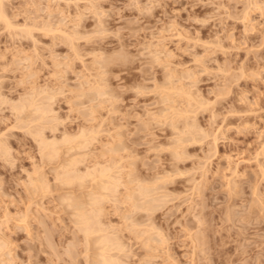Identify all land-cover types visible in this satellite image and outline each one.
Returning <instances> with one entry per match:
<instances>
[{
  "label": "rangeland",
  "instance_id": "rangeland-1",
  "mask_svg": "<svg viewBox=\"0 0 264 264\" xmlns=\"http://www.w3.org/2000/svg\"><path fill=\"white\" fill-rule=\"evenodd\" d=\"M69 1H72V0H62V2L61 1L58 2L55 0L53 1L49 0V2L48 0H35L36 5H31L32 2H30V0L29 1L28 0H10L9 2L11 3V5L7 4L9 2L5 3L6 6H10V10L8 7H6V11H7L9 19L10 18L13 19L11 20L13 21V23L14 22L18 23V24L16 23L17 25L14 23V26L18 27L17 34H19V32L20 34H23L19 30L20 28H22V25H23V28L28 29L32 27L34 24L36 25V23L41 24L44 22V24H47L49 22V25L52 26V22L54 23L57 19L59 20V18L62 19L61 17H63V21H61L63 24L58 23L57 25L62 24L61 28L63 27L62 28L63 30H65L67 33L69 32V34H71L74 38H77V40L74 39V42H73L77 45L75 46V48H77L75 49L77 50L75 51L77 55H74V52H72L73 49L70 48V46H68L65 42L64 43L61 42L59 38L58 40L56 38L53 40L52 34L47 33L45 35V32L40 33L44 31L42 30V26H41L44 24H41L40 25L41 27L39 28L37 25H36L37 27H34V26L32 27L35 30H33L34 32L31 31L33 37L30 39L29 37L26 38V36L24 38L22 37L23 35H20V34L19 35L21 37L20 36L17 37L16 30H14L15 32H11V31L3 32L4 29H2L3 28L2 26L4 25L2 22H0V35H1L0 36V72L2 71L4 72V73H0V88H1L0 95H3V96H0V101L2 99L5 102H9V101L12 102V103H5L3 101L0 102V104H6L5 106L0 105L1 106L0 107V136L2 134L3 136L5 135V138H3L2 136L0 137V139L3 142H8V143H5L9 145L8 146L9 150L7 149V151H12L10 152L11 153L10 155H8L9 152L6 153L7 155L4 154L5 156H10V157H7L8 159H3L6 157H2L3 155H0V186L2 190H4V191H1V188H0V193H1L0 194V222H2L0 224V233H1L0 238L3 239L5 236V238L9 237L11 239L10 241L9 239H5L6 241L4 239L3 240L0 239L2 242L4 241L8 242V243L2 244V247L5 244H9L8 245L9 252L5 251L4 249L0 247L2 249L0 251L1 252L3 251L2 253L0 252V254L2 255L3 253H6V252L9 253L8 255L7 254H3V255H7V258L9 256H12L11 259L13 260L10 261L11 260L10 259L9 261L10 263L11 262L14 263L15 261L16 263L14 264H69V263L74 264L75 261H76L75 264H87L84 258L85 245H84L83 235L80 231L77 230V228L75 227L73 223V219H71V215H69V214H72V210L71 212H69L70 210L67 209L69 212L68 214V212L65 211L66 205L64 206V208H62L63 205L59 204L60 202L58 203L57 200L58 199L60 200L61 196H63L64 198V195L67 197L72 196V195H74V197H77V195L83 191L84 192L81 194L84 195V193L86 192L85 190L87 191L89 190V188L86 186H90V185L89 183H86L85 187L82 188V190L85 189L83 191L81 189L77 190L78 187L76 184H74L77 187L76 189H75V186H71L72 190L67 189V187L71 188L70 185L67 186V184H66L67 186L66 189L63 188L64 184L62 185L61 182H58V180L54 178L55 175L54 176L52 175L53 173H51L50 169H52V167L53 168L57 167L58 168L57 171L59 172L61 167L59 169L58 165L59 164L61 165L60 162L61 160L64 159L63 157L65 156L54 157V159L57 158L59 162L56 160L53 161L52 159L51 160L49 159V161L47 159H44L45 157H43L42 154H39V151H40L38 150L39 147L37 146L36 141H34L33 139L37 137L34 136L30 138L31 135H33V132L38 130L37 128L39 127V125L37 124L38 122L36 121L33 122V124H35L36 126L38 125L37 127L35 125H34L35 127L32 126L31 125L32 123H29V124L25 123V121H28L27 120L28 118L24 115L23 118L26 117L27 119L25 118L26 120L23 122L21 121V123L22 124L25 123L26 126L29 125L30 126L29 129L34 127L36 128V130L33 128V130H35L33 132L32 130L31 131L29 130L30 132L28 130H24L21 132V129H28V128H25L26 126L22 127V125L17 124V122L20 123V120L18 121L19 118L15 116L17 115V113L14 114L16 111L13 112L11 109L12 106H13L12 108L17 107L18 105L16 106V104L19 103L20 100H23V99H19V97L21 96L23 97L25 93L28 94L32 92V90L30 89L35 83V85L33 86L35 88H38L37 86L42 85L41 88H38L40 90L41 89L43 90L44 87L46 90L47 89L48 90L57 89L59 86L63 89L62 91H60L61 89L59 88L57 89V91L64 93V94L56 93V90H54V94L56 93L57 96L55 97L56 94L54 95V97L51 96V98H54V100L53 99L51 100L50 98L52 102L49 101L50 103H52L50 107L54 108V110L52 109L53 112L54 111L57 112V109H58V112L55 115H58V117H60L61 119L59 120L60 122L56 121L54 123L58 122L60 125L57 128L55 127L56 130L54 131L49 130L50 125H52L53 122L47 121L49 122L48 124L51 123L48 126V128L46 124L41 125L46 128L45 131L42 133V138L43 136L44 138L46 137V139L48 138L47 141L49 140L53 141L56 139L60 140L61 138H58V136L62 135L61 132H64L63 130H65V133L70 134V136L71 135L75 136L74 135L75 133L78 135L79 128L81 129L86 128L84 130H87L91 127H94V128H91L94 130H96L95 128L98 129V127H99V130H101L100 128H102L103 129L102 131L106 130L107 132L99 131L100 135L99 136L97 135V139L95 138L96 140H99V141L95 140L96 142L91 143V145L95 144V146L92 147L89 145L90 147H88L92 149L90 153H92L93 156H95L96 158H100L101 156H102L101 158H103L104 155L102 153H104L105 151L104 154H106L107 150L103 148L102 144L103 143L105 144L104 145L106 146L105 148L110 149V147L113 148L114 146V149H115V146L118 145L116 143L118 140H114L116 141L115 143L117 145H115V143L113 142L111 146H108L107 143L108 142L110 143V141H112L111 139L118 138L120 140L118 141V143H121L123 141L122 142L123 144L125 145L127 144L126 148H124L123 145H122L123 147L119 145L121 148H124L123 151H127L125 153H127L128 156L130 154L133 155V156L131 155L132 157L129 156L128 157L129 159L122 158L123 160L128 159L129 160L128 163L126 160L123 161L122 159L118 157L120 160L123 161V163H125L123 167L124 169H121V171H123V174L126 172L123 175V177L126 174H128L129 176L131 174H134L133 176L137 175L139 178L141 177L139 179L136 176V178L130 182L132 186L130 185L131 187L130 186L129 187L132 189L133 188L136 189L135 187L137 186L134 187L135 184H132V182L142 183V181L145 180L143 181L142 185L143 184L146 186L150 185L149 187H153V184H154L156 185L155 187L158 188L157 191H160L157 194V196L159 195L158 197L160 199V202L162 203L159 202V204H161L159 205L160 207H157L156 210L152 212V216L150 215L152 218L151 219L148 218V220L153 219L152 222H149V223L150 224L153 223L155 225L152 226L153 225L152 224L146 227L151 228L152 226L153 228L156 226L155 229L157 233L160 234V235L156 234L157 235L156 237L160 239L163 238L161 239L163 241L162 242L157 241L153 243L160 242L162 244L159 243L160 246L156 244V246L159 247L158 249H156L157 247L154 246V244H152L154 246V248L152 249H155V250L151 252L152 251L151 249L150 250L147 249L149 247H145L143 245L141 246L142 242L139 241L140 239L137 238L138 240H135L134 238H132V236H130L131 233L130 235H127L129 234L128 232L129 226L125 227L128 229L124 228L126 230L125 232H123L124 234L121 232L123 234L122 237H125L124 238L125 240L122 239V241L127 242V244H130L128 247V245L124 243L127 245V246L125 245L126 247L128 248L131 247L130 250H132V254H131V251L130 253L128 252L129 254H131V256L128 255L127 257H131V258L129 259L127 258V260H123L125 261L124 263L126 264H237L240 262L239 264H242V263L243 264H264V206H263L264 205V187H262L264 186V181L263 183L261 181V180H264V170H263L264 169V158H261V157H264V146H263L264 145V13H263L264 12V5H263L264 0H254V3H257V4H254L256 5V7L253 6V4L251 3L247 4L249 3L250 0H151V1L150 0H80V1L73 0L72 3H68V4L65 3ZM91 2H92V5L94 6H91ZM35 3L33 2V4ZM258 3L261 5H259ZM48 6L51 8H48ZM141 6L145 8L146 11H144L145 9L141 8ZM32 7L36 9H33ZM62 7H65V8H62ZM90 7L92 10L90 9ZM47 14L49 15L52 14L51 15L52 17L48 16ZM62 14H64V16ZM93 15H96V16H93ZM47 16L50 17L49 20H47L46 18ZM79 16L82 18H80ZM33 20L35 22H33ZM46 20L48 22H46ZM97 21L99 22L97 23ZM56 23L57 22H55L54 24L56 25ZM55 25L54 27H56ZM74 26H77V27H74ZM39 29L40 31H36ZM6 32H9V33L7 34ZM12 33L13 34L15 33V39L14 37L10 39L11 37L9 36H11L10 34ZM57 34L58 33H56L55 35ZM160 34L162 36H160ZM94 35L95 37H93ZM177 36H180L182 38L179 39L180 37H177ZM32 40L34 42H32ZM33 43H36V44L33 45ZM37 44L40 46H38ZM157 44H159L158 46H161V50L167 51L165 52L166 54L168 55L170 54L169 56H170V59H172L171 60L172 63L170 62V59H168L169 60L168 63H171V65H168V64L164 65L165 61L164 62L161 61L163 59L162 54H159V56L157 55L158 57H161V59H158V58L151 59L152 57L150 56L151 50H153L152 51L153 53L160 50V48L158 47L157 48L158 50L155 51ZM36 47L38 51L36 50ZM34 48L36 51L34 50ZM24 49H26V51ZM6 50H9V51L7 52ZM146 50H149V51L144 52ZM4 52H6V54ZM35 52H37V54H34ZM14 53L16 55L18 54L17 57H15L16 55ZM24 54L28 56L30 55L29 57L26 56L28 58V59L26 58V62L28 60L27 64H25L26 62L24 59L25 58ZM2 55H5V57H3ZM54 55L56 56V58H53ZM72 56H75V57H72ZM77 56H79V59L77 58ZM84 56L86 57L84 58ZM194 56L196 57L193 58ZM82 57L84 59H81ZM105 57L106 58L108 57L109 60L112 59L113 62L112 61H110L111 63L106 62L107 64L106 65L105 63H103V60L106 59ZM40 58L43 59L45 63ZM89 59H91V62H89L90 61ZM143 59L145 61H143ZM55 60L60 62V64H62L61 66L60 64H58V66H60L59 70L61 71V73L64 72L63 74L58 73L60 71L56 70L58 68L56 66L57 62ZM81 60L82 62H80ZM147 60L148 61L156 60V61L147 63L148 62ZM11 62H13L12 65L10 64ZM17 63H19V65ZM81 63L82 65H80ZM116 63H119V65L121 64L122 65L118 67ZM43 64L45 66H43ZM5 65L9 67H4ZM23 65H27L25 67L27 68L31 67V68L28 70L24 69ZM53 65H55L56 67L55 66L53 67ZM172 65L174 66L172 67ZM15 66L18 70H16ZM82 66L83 68L87 66L88 68L87 67L86 68L88 70L86 68L83 69ZM95 66H98L99 68ZM12 67L14 69H12ZM61 68L63 69V71ZM167 68H170L172 71ZM25 70L28 72L30 71V73L25 72ZM95 70L96 72H94ZM174 70L176 71L173 72ZM85 71L87 72L85 73ZM71 72H74V73H71ZM171 72L175 74V77L173 78L171 77V76H174L173 73ZM90 73H93L92 74L93 77L91 78H90V75H91ZM98 73L99 75H97ZM169 73H170V79L175 78L174 80H171L172 82H174V83H171L174 85L173 88L175 86H177V88L179 87L182 88L185 86L186 88L184 87L183 89H187L189 91L191 90L193 93L197 95L200 94L198 96L195 95V97L197 99L200 97L199 100L202 105H204L206 102H208L206 105L211 104L209 106H204V107L196 106L195 108H198V109L195 110V108H193L189 102H182V101H185V99L184 100L182 98L177 99L178 98L177 97L175 98L176 99L175 100L173 98L176 101V103H173V104H176L177 108L179 107V110H185V109L189 110V112H187V114L189 113L187 115V119L190 121L195 119L196 121L195 120L194 121L197 122L196 125H198L197 128L200 127V130L204 131L206 134L204 135L205 137L200 136L199 133L195 134V135H198V137L194 138L195 139L194 141L190 140L193 143L187 140L183 141L182 142L183 144L181 145V147L185 150V156H184V160L180 159L181 161L179 160L178 162L175 158H173L175 157L173 155V153L175 152L173 151V149L175 150L177 149V146H178L177 144L179 143L175 144V141L177 142L176 138H179V137H177L176 136L177 134L174 131H172L171 126H168L169 118H166V117H170L171 111L170 113L168 111L172 109L167 110L166 111L167 113L164 112L172 104H170L171 101L164 103L163 99L166 98L165 92H164L165 98L162 95L163 92H158V91H161L162 89L160 87H165V89L166 87L171 88V85H160L165 81L170 82V80H167L165 78L167 76L166 74H169ZM28 74L29 75L32 74L30 75L31 77H29ZM49 74H52V75L48 76ZM75 74H77L79 78ZM188 75L191 76L190 79L188 78L189 77ZM32 76H35L36 78ZM2 77L3 79L1 81ZM74 77H76V79ZM85 77L86 79H84ZM98 77L102 79L100 82L103 85L99 84L100 78ZM95 79H97L98 81H95ZM91 80L94 81L95 85L99 84L98 86H102V87H99L100 88L99 92L105 91V94L107 95V96L106 95L103 96L101 95V93L98 94L100 95V97L103 96V98H105V100L101 98L105 102L100 101L101 99L100 97H98L99 100L97 101L98 103L99 102L101 103L97 106L98 108L95 107L97 114L95 113V110L92 108L94 107L92 106L93 104L95 103L97 104L96 100L94 101L92 99L94 102H89V100L87 99V98L91 99L92 97L93 98L97 97L95 95L97 94L98 91L94 95L95 89H91L92 87L95 86L94 84H92ZM161 80H165V81L161 82ZM48 82L50 84V85L48 84L49 85L48 87H51V89L47 88L46 86ZM22 83L25 86H23ZM62 83H65L64 87ZM77 83H80V84L78 85ZM182 83H184L185 85ZM53 84L56 86H53ZM81 84L83 85L80 86ZM87 84H91V85L89 86ZM76 86H78V89L80 90L82 88H85L82 90H87L86 92H88V89L93 91L91 93L89 92L87 93V94H93V96L87 95L88 97L84 98L81 95L84 94L85 92L83 93L82 91H79L76 88ZM7 87H9V89H7ZM86 87L88 89H86ZM157 87H159L160 90L159 88L157 89ZM106 88L107 89L110 88L109 90L110 96L108 95L109 92L108 90H106ZM28 89L31 92H28L29 91ZM151 90L156 93L151 92ZM51 91L53 92V90ZM49 92L48 94L52 95ZM44 93L47 94V92H44ZM79 93H82V94H79ZM4 96H7V98L12 99V100H9ZM40 96H42V94H40ZM40 96H39V99H40ZM84 96L86 95L84 94ZM106 97H109V98H106ZM15 99L17 100L15 101ZM107 101L109 104L106 103ZM157 101H159L158 104H157ZM160 103H163V104H160ZM166 103H168L169 105H166ZM12 104H14L15 106ZM155 104L158 107H154ZM176 105H173L171 107H175ZM86 107H89L88 111H91V113L93 112L92 110H94L95 114L92 113V115L94 114L92 117L90 114L89 115L90 118L85 115L88 113ZM192 108L194 111L192 110ZM97 109H99L100 111L99 110L97 111ZM101 109H103L104 111ZM107 111H110V112H107ZM106 114H108V116ZM151 114L153 116H151ZM156 114L157 116H155ZM22 115L20 114L19 116L22 118ZM99 115H101V117H103L104 115V117L101 118ZM163 115H164V118L162 117ZM155 117L158 120L155 119ZM62 118L64 119L62 120ZM83 118L85 119L83 120ZM92 118L93 120H91ZM75 119H77V121ZM164 119H165L164 121L165 123L164 122L162 123ZM102 120H104L103 121L104 124H101ZM180 120L183 121V119L181 118ZM93 121L94 122L97 121V122L94 123ZM82 124H85V125H82ZM100 124L101 126L103 125V127H101ZM13 125H16L19 127L16 129L15 127H12V129L10 130L9 126H13ZM116 126L119 128H116ZM178 126L180 127V125ZM150 127L153 129H151ZM6 128H9V129L6 130ZM111 128L114 130H112ZM181 128H182V125H181ZM5 130L6 132L4 133ZM40 130H42V128H40ZM79 131L81 130L79 129ZM88 131H92V130H88ZM121 131L124 132V134H122ZM181 131L182 129L180 130V132ZM28 133H32V134L28 135ZM109 133L113 134L114 138L111 137L110 139L111 135H109ZM174 133L176 135H172ZM103 134H106V135H103ZM178 134L181 135L182 133H178ZM53 137L55 139H53ZM187 138H189V135L187 137L184 136V139H187ZM198 140L200 141L198 142ZM98 143H101V144H98ZM170 145L172 146L177 145V146L171 147ZM119 146H117V148ZM94 147H96V149H94ZM98 147L99 149H97ZM169 148L171 149L168 150ZM85 149L86 148L82 149L80 153H85V152L87 153L88 150H85ZM94 150L96 151L94 152ZM121 151H117L119 154L123 155L121 157H124V156L127 157V155L124 152L121 153ZM62 153L63 152H61L60 154L63 155ZM90 153H89V156H91ZM167 153L169 154L167 155ZM40 155L42 159L39 158ZM108 155L109 154L105 156L107 159H104V158L102 159L103 162H105L104 160H107L106 162L109 161L110 158ZM186 155L188 156L187 158H186ZM89 156H87L85 162L79 165V168L82 172L84 171L86 166L91 167L92 163L96 161V160L91 159L94 157H91L90 159L92 161H90L88 159ZM133 157L135 158L133 159ZM10 158H13L12 161L10 160ZM43 159L46 161V162L44 161V164L42 161ZM3 160H5V162ZM98 160L99 159H97V161ZM139 160H142V161H139ZM257 160L258 162L260 161L261 163L255 162ZM6 161H8L9 163ZM40 161L42 162L40 163ZM49 162L52 165H50ZM168 162L171 163L173 166L172 165L170 166ZM254 163L255 164L257 163V164L255 165ZM35 164H38L39 166ZM102 165H104V163ZM198 165L199 166L201 165V166L199 167ZM260 166H261V169H259ZM37 167H38V170H37ZM41 167L43 169V171L41 169L42 173L44 174L45 172L46 174L44 175H47V177L46 176H43V177L48 179V181H52V182H48L49 184H46L47 186L43 185L44 188H48V189L38 188L35 182L36 178L39 176L38 173L39 172L41 173V171H39V168ZM52 170H55V169H52ZM37 171L39 172L35 173ZM179 171H181L182 173ZM191 173L192 175H190ZM232 173L234 174L232 175ZM43 174H40V175H43ZM177 174L179 178H177ZM254 174L256 175L254 176ZM133 176H131L132 177L131 179L134 178ZM157 177L159 178L157 179ZM30 178L33 181H30ZM124 178L127 179V177H124ZM231 178L233 180V183H230ZM46 179H44V184L47 182L45 181ZM54 180H57V181H54ZM125 181H128V180H125ZM32 182L33 183L35 182L34 185L36 186L35 188L37 190L34 187H32L34 186ZM23 183H26L25 186L23 185ZM126 183H129V182H126ZM59 184L62 185V187H60ZM229 184L233 185L234 187L233 186L231 187V185ZM253 185H256V186H253ZM30 187L35 189L38 195L37 193L34 195L35 193L34 191H33L34 193H32L33 195H30L31 194L30 191L32 190ZM232 188H233V192L231 191ZM162 189L165 190V193L161 191ZM253 189L254 191L257 190V192L255 191L256 194L253 191ZM69 190H71L72 192H74L75 190V194L70 192L71 194L67 195V193H69L68 192ZM131 190L130 191L128 190V191L131 192ZM133 191L134 190H132V192ZM181 191L185 192L187 195L185 193H182ZM123 192H126V191L123 189ZM123 192H120V193H123ZM175 192H177V195ZM2 194H5V195H2ZM162 194L163 195L165 194L164 197H162ZM119 195H122V194H119ZM258 196L260 198H257ZM9 198H13V199H9ZM34 198H36L37 200ZM10 200H13V201H10ZM29 200L33 203L30 204ZM261 201L263 202L261 203ZM126 202H127L128 207L131 208L130 204H133L132 202L134 201H131L129 203L128 201ZM178 203L182 207H180ZM260 203L263 205H261ZM29 204L31 206H29ZM114 204L119 205L117 204V202L113 203V206ZM122 204H125V203H120V207H119L120 210L118 209V212L120 213L116 212L117 213L116 214L113 211V214L111 213L109 214L108 212L107 213L105 212L106 214H108V218L109 220L111 219L110 221L112 223L111 224L110 221L107 220L108 218L105 217L106 220L109 221L107 222L105 220L104 223L106 225L108 223L113 226V224L115 223L114 225L116 228L118 229L119 227L123 228L120 225L122 224L121 223L122 220H120L119 218L123 219L124 222H127L129 217L128 215H126L125 212L131 211L130 213H132V210L134 212L135 209L132 208V210L125 211L124 209L125 208L128 209V207L124 205L122 206ZM12 205L13 206L16 205V207H13ZM59 205L61 206V208ZM111 205L112 204H108L107 206L106 204L105 208H108V207L111 208ZM26 207H28L29 209H27ZM117 208L115 209L117 210ZM62 209H65V210L63 211ZM18 210H20L21 213ZM105 210L107 211L108 209H105ZM137 211L139 210H136V212ZM109 212H112V211L109 210ZM136 212L132 214L137 215L135 216L136 217L135 219L138 221L137 223H140L139 221H141L140 224L142 223L148 224V222L145 221L146 216L143 217V215H145L143 211L142 212L139 211L137 213ZM67 214L69 216H67ZM122 214L127 216L128 218L127 221H125L126 219H124L126 218V216ZM234 214L236 215L233 216ZM49 215H51V217ZM68 217L70 218L69 221L71 222L68 221L69 219ZM131 217L132 216H130V219H132ZM1 218H3L2 221H1ZM52 219L54 220V222ZM136 220H134L133 222L136 223L135 222ZM245 220L247 221L249 220L250 223ZM44 221H45V224H43ZM116 223H118L119 227H117ZM126 224H124V226ZM212 224L214 227L212 226L210 228ZM144 225L143 227H145ZM138 227L139 229L142 228V226L141 227L138 226ZM58 228H59V231H58ZM46 230H49V231L46 232ZM120 230L124 231L123 229H120ZM213 230H214V234L212 233ZM50 231L53 232V234H51V235H54L53 237L49 236ZM71 231H74V232H71ZM201 235L202 236L206 235V236L201 237ZM44 236H49V237H45L44 239ZM153 236L155 238L154 232H153ZM47 238H52L50 239V240H53L51 241L52 243L49 240H48L49 242H46ZM160 239H154V240H160ZM197 239H200L203 243L202 242L200 243V240L198 241ZM228 240H230V242ZM136 241H139L140 244L139 242H136ZM2 242H0V244ZM197 244H200V245H197ZM193 245L194 246L197 245V247L196 246L194 247ZM143 247H145L146 250ZM69 249H70L71 254L69 255L65 254L69 252L68 251ZM50 250L52 251V253ZM146 251H149L151 255H149V253ZM237 252H239V254H237ZM133 254H136V256ZM147 254L148 256H150L149 258L148 256H145ZM5 258L4 256L0 257V260H1L0 264H4L2 262L4 261L3 259ZM70 258H72L75 261L70 262L72 261V259ZM124 258L126 259V257ZM139 258H141V260ZM235 259H240V260H236L235 262ZM133 260L134 262H131ZM47 261H50V262H47Z\"/></svg>",
  "mask_w": 264,
  "mask_h": 264
},
{
  "label": "bare ground",
  "instance_id": "bare-ground-1",
  "mask_svg": "<svg viewBox=\"0 0 264 264\" xmlns=\"http://www.w3.org/2000/svg\"><path fill=\"white\" fill-rule=\"evenodd\" d=\"M10 1V0H9ZM9 1H7V0H0V22H2L3 23V25L4 26H2L1 28L2 29H4V31L3 32H5V31H11V32H15L14 30H16V34H17V29H18V27H15L14 26V23L16 24L17 22H14L13 23V21H11V20H13V19H9V17H8V14H7V11H6V7H8L9 8V10H10V6H6L5 5V3L6 2H9ZM29 1V0H28ZM53 1V0H52ZM55 1H58V2H62V0H55ZM73 1V0H72ZM72 1H69V2H65L66 4H68V3H72ZM78 1H80V0H78ZM151 1V0H150ZM30 2H32L31 3V5H36V3H35V0H30ZM33 2L35 3V4H33ZM46 2V1H45ZM48 2H49V0H48ZM90 2V1H89ZM131 2V1H130ZM247 2V1H246ZM258 2H260V1H258ZM261 2H263V1H261ZM25 3V2H24ZM53 3V2H52ZM140 3V2H139ZM253 4V6H255L256 7V5H254V4H257V3H254V0H250L249 1V3H247V4ZM8 5H11V3L9 2V3H7ZM18 4V3H17ZM38 4V3H37ZM133 4V3H132ZM246 4V5H247ZM259 4V3H258ZM40 5V4H39ZM49 5V4H48ZM87 5V4H86ZM259 5H261V4H259ZM264 5V4H263ZM14 6V5H13ZM89 6V5H88ZM91 6H94V5H92V2H91ZM137 6V5H136ZM139 6V5H138ZM143 6V5H142ZM141 6V8H143ZM148 6V5H147ZM252 6V5H251ZM258 6V5H257ZM24 7H26V6H24ZM259 7H261V6H259ZM14 8H16V7H14ZM22 8V7H21ZM33 9H36V8H34V7H32ZM48 8H51V7H49L48 6ZM62 8H65V7H62ZM98 8H100V7H98ZM97 8V9H98ZM19 9V8H18ZM27 9V8H26ZM31 9V8H30ZM38 9V8H37ZM46 9V8H45ZM61 9V8H60ZM90 9H91V7H90ZM143 9H145V8H143ZM248 9V8H247ZM254 9V8H253ZM255 9H257V8H255ZM260 9V8H259ZM21 10V9H20ZM41 10V9H40ZM48 10V9H47ZM92 10V9H91ZM101 10V9H100ZM246 10V9H245ZM251 10V9H250ZM263 10V9H262ZM58 11V10H57ZM61 11V10H60ZM64 11V10H63ZM144 11H146V9L144 10ZM261 11V10H260ZM149 12H151V11H149ZM246 12V11H245ZM15 13V12H14ZM18 13V12H17ZM52 13V12H51ZM141 13V12H140ZM264 13V12H263ZM29 14V13H28ZM50 14V13H49ZM49 14H47L48 16H50V17H52L51 15L53 14H51V15H49ZM90 14V13H89ZM96 14V13H95ZM246 14H248V13H246ZM262 14V13H261ZM33 15V14H32ZM63 16H64V14H62ZM16 16H18V15H16ZM26 16H28V15H26ZM39 16H41V15H39ZM46 17L47 18V20H49V18L50 17ZM56 16H58V15H56ZM92 16V15H91ZM93 16H96V15H93ZM99 16H101V15H99ZM23 17H25V16H23ZM31 17V16H30ZM34 17V16H33ZM80 17V16H79ZM243 17V16H242ZM250 17V16H249ZM26 18H28V17H26ZM38 18V17H37ZM62 19H60L59 18V20L57 19L55 22H57L56 23V25L52 22V26L51 25H49V22L46 20V22H48L47 24H44V22L43 23H41V24H44V25H41V24H37L36 23V25L38 26V28L39 27H41L42 26V30H44V31H42V32H40V33H43V32H45V35L47 34V33H50V34H52V38H53V40L56 38L57 40H58V38H59V40L61 41V42H65L68 46H70V48H72L73 49V51L72 52H74V55H77L76 54V52L75 51H77V50H75V49H77V48H75V46H77L75 43H73L74 42V39L75 40H77V38H74L71 34H69V32L67 33L65 30H63L62 28H61V25L63 24L61 21H63V17H61ZM74 18V17H73ZM80 18H82V17H80ZM97 18H99V17H97ZM241 18V17H240ZM248 18V17H247ZM36 19V18H35ZM94 19V18H93ZM32 20V19H31ZM54 20H55V18H54ZM83 20V19H82ZM242 20H243V18H242ZM77 21V20H76ZM75 21V22H76ZM28 22H30V21H28ZM33 22H35L34 20H33ZM37 22V21H36ZM85 22V21H84ZM99 21H97V23H98ZM246 22H247V20H246ZM245 22V23H246ZM58 23H62V24H59V25H57ZM78 23H80V22H78ZM243 23V22H242ZM18 24V23H17ZM16 24V25H17ZM65 24V23H64ZM76 24V23H75ZM20 25V24H19ZM35 24L33 25L34 27H37ZM41 25V26H40ZM54 25L56 26V27H54ZM79 25V24H78ZM249 25V24H248ZM251 25V24H250ZM29 26V25H28ZM32 26V27H33ZM58 26H60V27H58ZM101 26V25H100ZM253 26V25H252ZM32 27H30V28H28V29H26V28H23V25H22V28H20L19 30L23 33V34H20V32H19V34L20 35H23L22 37H24L25 38V36H26V38L27 37H29L30 39L33 37L32 36V33H31V31H33V30H35L34 28H32ZM74 27H77V26H74ZM79 27V26H78ZM249 27V26H248ZM254 27V26H253ZM99 28V27H98ZM97 28V29H98ZM5 29H7V30H5ZM72 29V28H71ZM85 29V28H84ZM101 29V28H100ZM245 29V28H244ZM75 30V29H74ZM36 31H40V29L39 30H36ZM34 32V31H33ZM76 32H78V31H76ZM7 34L9 33V32H6ZM56 33H58L57 35H55ZM71 33V32H70ZM163 33V32H162ZM178 33V32H177ZM19 34H17L16 36L18 37V36H20ZM76 34V33H75ZM78 34V33H77ZM179 34V33H178ZM11 36H9V37H11L10 39H12L13 37H14V39H15V33L13 34H10ZM79 35H81V34H79ZM184 35V34H183ZM1 36V35H0ZM88 36H90V35H88ZM159 36V35H158ZM160 36H162L161 34H160ZM8 37V36H7ZM21 37V36H20ZM93 37H95V35L93 36ZM177 37H180V36H177ZM28 38V39H29ZM44 38V37H43ZM46 38V37H45ZM62 40H61V39ZM182 37H180L179 39H181ZM83 39V38H82ZM91 39V38H90ZM187 39V38H186ZM52 40V41H53ZM79 40V39H78ZM84 40V39H83ZM156 40V39H155ZM12 41V40H11ZM10 41V42H11ZM36 41V40H35ZM99 41V40H98ZM163 41V40H162ZM180 41V40H179ZM182 41H183V39H182ZM32 42H34L33 40H32ZM57 42V41H56ZM84 42V41H83ZM150 42V41H149ZM152 42V41H151ZM41 43V42H40ZM178 43V42H177ZM36 43H33V45H35ZM42 44V43H41ZM65 44V45H66ZM38 45V44H37ZM43 45V44H42ZM66 45V46H67ZM159 44H157L156 46V48H155V51H157L158 49V47L160 48V50H158L157 52H155V53H153L152 51L153 50H151V54H150V56H152L151 57V59L153 58V59H155V58H158V59H161V57H158L159 56V54H162L163 56V59L161 60L162 62H164L165 61V63H164V65L165 64H168V65H171V63H172V59H170V54L168 55V54H166L165 52H167V51H163V50H161V46H158ZM161 45V44H160ZM38 46H40V45H38ZM50 46V45H49ZM67 46V47H68ZM85 46V45H84ZM98 46V45H97ZM164 46V45H163ZM35 47V46H34ZM69 48V49H70ZM148 48V47H147ZM149 48H150V46H149ZM167 48V47H166ZM182 48V47H181ZM18 49H20V48H18ZM38 49H39V47H38ZM68 49V50H69ZM71 49V50H72ZM81 49V48H80ZM100 49V48H99ZM25 51H26V49H24ZM34 50H35V48H34ZM36 50H37V47H36ZM35 50V51H36ZM70 50V51H71ZM179 50V49H178ZM7 52L9 51V50H6ZM25 51H23V52H25ZM38 51V50H37ZM41 51V50H40ZM79 51V50H78ZM149 50H146V51H144V52H148ZM22 52V53H23ZM28 52H30V51H28ZM183 52V51H182ZM5 54H6V52H4ZM71 53V52H70ZM78 53V52H77ZM79 53H81V52H79ZM92 53V52H91ZM169 53V52H168ZM15 54V53H14ZM28 54V53H27ZM34 54H37V52H35ZM88 54V53H87ZM97 54V53H96ZM148 54V53H147ZM16 55V54H15ZM18 55V54H17ZM17 55L15 56V57H17ZM20 55V54H19ZM25 55V54H24ZM56 55V54H55ZM54 55V56H55ZM86 55V54H85ZM158 55V56H157ZM3 57H5V55H2ZM11 56H13V55H11ZM21 56V55H20ZM29 57L28 55H25V62H26V58L27 57ZM36 56V55H35ZM49 56V55H48ZM51 56V55H50ZM53 56V58H56V56L54 57ZM89 56V55H88ZM92 56V55H91ZM96 56V55H95ZM72 57H75V56H72ZM81 57V56H80ZM86 56H84V58H85ZM196 56H194L193 58H195ZM77 58L79 59V56H77ZM83 57L81 58V59H84ZM92 58V57H91ZM97 58V57H96ZM95 58V59H96ZM106 58V57H105ZM112 58V57H111ZM175 58V57H174ZM199 58V57H198ZM198 58H196V59H198ZM204 58V57H203ZM19 59H20V57H19ZM28 59V58H27ZM41 59V58H40ZM157 59V60H158ZM168 59H170V62L171 63H168ZM208 59V58H207ZM31 60V59H30ZM41 60H43V59H41ZM69 60V59H68ZM72 60V59H71ZM90 61L89 62H91V59H89ZM54 61V60H53ZM56 61V60H55ZM101 61H102V59H101ZM110 61H112V59L111 60H109V58L107 57L105 60H103V63H105L106 64V62H110ZM143 61H145L144 59H143ZM148 61V60H147ZM153 61H156V60H153ZM153 61H148L147 63H149V62H153ZM160 61V60H159ZM199 61V60H198ZM18 62H19V60H18ZM42 62V61H41ZM43 62L45 63V61L43 60ZM48 62H49V60H48ZM57 62V64H56V66H57V68L58 69H56V70H58V71H60L59 70V68H60V66L62 65V64H60V62H58V61H56ZM71 62V61H70ZM80 62H82V60L80 61ZM86 62H87V60H86ZM85 62V63H86ZM94 62V61H93ZM113 62V61H112ZM21 63V62H20ZM28 63V60H27V62L25 63V64H27ZM34 63V62H33ZM47 63V62H46ZM52 63V62H51ZM102 63V62H101ZM111 63V62H110ZM110 63H108V64H110ZM157 63V62H156ZM197 63V62H196ZM8 64V63H7ZM6 64V65H7ZM11 65L13 64V62H11L10 63ZM18 65H19V63H17ZM58 64H60V66H58ZM73 64V63H72ZM117 65H118V67L119 66H121V65H119V63H116ZM146 64V63H145ZM161 64H163V63H161ZM174 64V63H173ZM202 64H204V63H202ZM4 66V67H9V66ZM80 65H82V63L80 64ZM84 65V64H83ZM91 65V64H90ZM107 65V64H106ZM147 65H149V64H147ZM154 65V64H153ZM163 65V66H164ZM183 65V64H182ZM198 65V64H197ZM24 66V69H30V68H27V67H25V66H27V65H23ZM43 66H45L44 64H43ZM49 66H51V65H49ZM55 65H53V67H54ZM55 66V67H56ZM108 66H110V65H108ZM128 66V65H127ZM146 66V65H145ZM174 65H172V67H173ZM200 66V65H199ZM203 66V65H202ZM3 67V68H4ZM17 67H19V66H17ZM87 67V66H86ZM85 67V68H86ZM95 67H98V66H95ZM112 67V66H111ZM115 67H117V66H115ZM170 67V66H169ZM171 67V68H172ZM15 68H16V66H15ZM82 68H83V66H82ZM85 68H83V69H85ZM88 68V67H87ZM86 68V69H87ZM99 68V67H98ZM122 68H124V67H122ZM162 68H164V67H162ZM12 69H14L13 67H12ZM38 69V68H37ZM62 69V68H61ZM167 69H169V70H171L170 68H167ZM177 69V68H176ZM201 69H202V67H201ZM16 70H18L17 68H16ZM23 70V69H22ZM55 70V71H56ZM69 70V69H68ZM79 70V69H78ZM88 70V69H87ZM93 70H94V68H93ZM147 70V69H146ZM161 70V69H160ZM206 70V69H205ZM5 71V70H4ZM11 71V70H10ZM55 71H53V72H55ZM62 71H63V69H62ZM90 71H91V69H90ZM164 71V70H163ZM172 71V70H171ZM176 70H174L173 72H175ZM183 71V70H182ZM188 71V70H187ZM20 72H21V70H20ZM20 72H18V73H20ZM25 72H28V71H26L25 70ZM38 72V71H37ZM87 71H85V73H86ZM94 72H96V70L94 71ZM165 72V71H164ZM173 72H171V73H173ZM184 72V71H183ZM0 73H4L3 71L2 72H0ZM22 73H24V72H22ZM28 73H30V71L28 72ZM58 73H60V74H63L64 72H62L61 73V71L60 72H58ZM57 73V74H58ZM71 73H74V72H71ZM78 73V72H77ZM80 73V72H79ZM89 73V72H88ZM162 73V72H161ZM182 73V72H181ZM185 73H186V71H185ZM7 74V73H6ZM36 74V73H35ZM38 74V73H37ZM84 74V73H83ZM91 75H90V78L91 77H93V73H90ZM18 75V74H17ZM25 75H27V74H25ZM29 75V74H28ZM30 75H32V74H30ZM29 75V77H31ZM50 75H52V74H49L48 76H50ZM75 75H77V74H75ZM95 75V74H94ZM97 75H99V73L97 74ZM100 75H102V74H100ZM167 76L165 77V75H164V77L167 79V80H170V82L168 83L167 81H165V80H161V82L162 81H165V82H163V83H165V84H160V85H171V88H169V87H166V89H165V87H160V88H164L163 90L161 89V91H158V92H163V97L165 98V94H166V98L165 99H163L164 100V103L165 102H170V104H172V105H170L169 107H168V109H166L164 112H166L167 110H169V109H172V110H169L168 112L170 113V111H171V114H170V117H166V118H169V125L168 126H171V129H172V131H174L175 133L174 134H172V135H176L177 137H179V138H176V140H177V142L175 141V144L176 143H179V144H177V145H175V146H177V149L175 150V149H173V151H175L174 153H173V155L175 156V157H173V158H175L176 160H177V162L180 160V159H183L184 160V156H185V150L181 147V145L183 144L182 142L183 141H185V140H187V141H190V140H195L194 138H196V137H198V135H195V134H197V133H199V135L200 136H203V137H205L204 135H206L205 134V132L204 131H202V130H200V127L199 128H197V126L198 125H196L197 124V122H195L196 120L195 119H193L192 121H190V120H188L187 119V115L189 114H187V112H189V110H179V107L177 108V105L176 104H173V103H176V99L175 98H177V99H180V98H182L183 100L185 99V101H182V99H181V101L182 102H189L190 104H191V106L193 107V108H195L196 106L197 107H199V106H201V107H204V106H209V105H211V104H209V105H206L208 102H206L204 105H202L201 104V102H200V100H199V98L197 99L196 97H195V95L196 96H198V95H200V94H195V93H193L191 90V92L189 91V90H187V89H183L184 87H179V88H177V86H175L174 88H173V84H171V83H174V82H172L171 80H174V79H172L173 77H175V74L173 73V75L174 76H171L172 78L170 79V73L169 74H166ZM168 75H169V77H168ZM178 75V74H177ZM180 75H182V74H180ZM3 76V75H2ZM38 76V75H37ZM44 76V75H43ZM47 76V75H46ZM45 76V77H46ZM57 76V75H56ZM55 76V77H56ZM74 76V75H73ZM78 76V75H77ZM85 76V75H84ZM86 76H88V75H86ZM186 76V75H185ZM189 76V75H188ZM196 76V75H195ZM24 77V76H23ZM32 77H34V78H36L35 76H32ZM54 77V78H55ZM65 77V76H64ZM180 77V76H179ZM190 77L191 76H189L188 78L190 79ZM16 78V77H15ZM33 78V79H34ZM57 78V77H56ZM61 78H63V77H61ZM75 79H76V77H74ZM78 78H79V76H78ZM88 78V77H87ZM95 78H97V77H95ZM98 78H100V77H98ZM184 78H186V77H184ZM2 79H3V77L1 78V81H2ZM7 79V78H6ZM17 79V78H16ZM16 79H15V81H16ZM51 79V78H50ZM60 79V78H59ZM64 79H66V78H64ZM74 79V80H75ZM81 79H83V78H81ZM84 79H86V77L84 78ZM93 79V78H92ZM195 79V78H194ZM14 80V79H13ZM28 80V79H27ZM43 80V79H42ZM49 80V79H48ZM47 80V81H48ZM56 80V79H55ZM94 80V79H93ZM93 80H91L92 81V84H94L95 85V83H94V81ZM102 79L100 78L99 79V84L100 85H103L100 81H101ZM153 80H155V79H153ZM185 80H187V79H185ZM25 81V80H24ZM23 81V82H24ZM54 81V80H53ZM95 81H98L97 79H95ZM196 81V80H195ZM29 82V81H28ZM28 82H27V84H28ZM43 82V81H42ZM52 82V81H51ZM57 82V81H56ZM81 82V81H80ZM103 82V81H102ZM157 82V81H156ZM190 82V81H189ZM197 82H199V81H197ZM3 83V82H2ZM8 83V82H7ZM21 83V82H20ZM25 83V82H24ZM44 83V82H43ZM82 83V82H81ZM155 83V82H154ZM166 83H168V84H166ZM23 84V83H22ZM30 84V83H29ZM38 84V83H37ZM49 82L47 83V85L46 84H44V85H46L47 86V88H49V89H51V87H48L49 85ZM55 84V83H54ZM53 84V86H56V85H54ZM78 85L80 84V83H77ZM99 84H96L95 86H97V87H90L91 89H95L94 90V95L96 94V92H97V94L95 95V96H97L96 98L94 97H92L91 99L90 98H87L89 95H92L93 96V94H87L88 92L89 93H91V92H93V91H91V90H89L87 87H86V89H88V92H86L87 90H82V89H85V88H82L81 90L80 89H78V86H76V88L79 90V91H82L86 96H84V94H82V93H79V94H82L81 96H83L84 98H87L88 100H89V102H94L95 100H96V102H97V104L95 105V104H93L92 106H94V107H92L94 110H95V107H97L101 102H99L98 103V101L97 100H99V98L98 97H100V95H98V94H100L101 93V95H103V96H105L106 94H105V91H103V92H99V90H100V88L99 87H102V86H98ZM153 84V83H152ZM182 84H184V83H182ZM190 84H192V83H190ZM4 85V84H3ZM35 85V83L33 84V86ZM62 85H63V87H64V85H65V83H62ZM83 84H81L80 86H82ZM87 85H91V84H87ZM139 85H140V83H139ZM185 85V84H184ZM188 85V84H187ZM23 86H25L24 84H23ZM32 86V88L30 89V90H32V92L29 90L28 92H31V93H28V94H24L23 95V97L21 96V97H19V96H17V97H19V99H23V100H20L19 101V103H20V105H19V103H17L16 104V106L17 107H14V108H12L11 107V109H12V111L13 112H15L14 114H16L17 113V115H15L16 117H18L19 119H18V121L20 120V123L19 122H17V120H16V122H17V124L18 125H22V127L23 126H26V124L25 123H32L31 125L32 126H34L35 124H33V122H38L37 124L39 125V127L40 128H42V130H40V128L39 127H37L36 125V127L38 128V130H36V128H34V127H32L31 129H29L30 128V126L28 125V126H26L25 128H28V129H21V132L22 131H24V130H32V132L33 131H35V132H33V135H31L32 133H28V135H31V137L30 138H32V137H37V138H33L34 139V141H36V143H37V146L39 147V149L38 150H40L39 151V154H42L43 155V157H45L44 159H47L48 161H49V159L51 160H53V161H58L57 160V158L56 159H54V157H59V156H65V157H63L62 159L63 160H61V159H59V160H61V165L59 164L58 166H59V169H60V167H61V171L59 170V172L57 171L58 170V168L57 167H55V168H53L52 167V169H55V170H52V169H50L51 170V173H53L52 175L54 176L55 175V179H57L58 180V182H61V184L64 186L63 188H65L66 189V187L68 186V185H70V187L71 186H75L74 184H76L77 185V187L75 186V189L77 188V190L78 189H81L82 190V188L83 187H85V184L86 183H89V185L90 186H86V187H88L89 188V190L87 191V190H85V189H83V190H85L86 192L84 193V195H82L81 193H83V192H81V193H79L78 195H77V197H74V195H72V196H69V197H67V196H65L64 195V198H63V196H61V199L59 200H57L58 201V203L59 204H62L63 206H62V208H64V206H65V208H66V210L65 209H62L63 211L65 210V211H67L68 212V210L67 209H69L70 211L69 212H71V210H72V214H69V212H68V214L69 215H71V219H73V223H74V225H75V227L77 228V230L78 231H80L81 233H82V235H83V240H84V245H85V249H84V258H85V260H86V263L87 264H126V263H124L125 261H123V260H127V258L129 259V258H131V257H127L128 255L129 256H131V254H132V250H130V248H128L129 247V245L130 244H127V242H124V241H122V239L123 240H125L124 238L125 237H122L123 236V232H125L126 230L125 229H128V228H125V227H128L129 226V234H127V235H130V233H131V235L130 236H132V238H134L135 240H138V239H140L139 241L140 242H142L141 243V246L143 245V246H145V247H149V248H147L148 250H152L151 252H153L155 249H152V248H154V246H156V244H158L159 245V243L160 242H158V243H153V242H157V241H163V240H161V239H163V238H158V237H156L157 235L156 234H159V233H157V231H156V229H155V227H153L152 228V226H154L155 224H153V223H149V222H152V220H148V218H152L151 216H152V212H154V210H156V208L157 207H160L159 205H161V204H159V202H160V199H159V195L157 196V194L160 192V191H157L158 190V188L157 187H155L156 185H154L153 184V187H149L150 185H148V186H146V185H142V183H143V181H145V180H143L142 181V183H138V182H135V183H133L132 182V184H135L134 185V187L135 186H137V187H135L136 189H132V188H130L132 185H131V181H133L135 178H136V176H133L134 174H131L130 176L128 175V174H126L124 177H127V179L126 178H124L123 177V175L126 173L125 172V170H124V174H123V171H121V169H124L123 167H124V164L125 163H123V161L124 160H126L127 161V163H128V157L130 156V157H132L133 155L132 154H130L129 156L127 155V153H125V152H127V151H123V149L124 148H126V145L125 144H123L122 142V144L121 143H118V141H120L118 138H114L113 137V134H110L109 133V135H111L110 136V139H111V137L112 138H114V139H111L112 141H110V143L108 144L107 143V145L108 146H111V144L114 142H116V141H114V140H118L116 143L118 144H116L115 143V145H117V146H121V147H123L124 146V148H121L120 146L117 148V146H115V149H114V146H113V148L112 147H110V149L109 148H105L106 146H104L105 144L103 143L102 144V146H103V148L104 149H106L107 150V152H106V154H104L105 153V151H104V153H102L103 155H104V159H107L105 156L107 155V154H109L108 156H109V161L108 162H106L107 160H104L105 162H103L102 161V159L103 158H96L95 156H93V154L92 153H90V151L92 150V149H90V148H88V147H90V146H95V144H92L91 145V143H93V142H96V141H99V140H96L97 139V135L99 136L100 135V133H99V131L101 132L103 129L102 128H100L101 130H99V127H98V129L97 128H95L96 130H97V132H96V130H94V129H91V128H94V127H91V128H89V129H87V130H84V129H86V128H79L81 131H79V129H78V135L75 133L74 135L75 136H73V135H71L70 136V134H68V133H65V130H63L64 132H61V134L62 135H59L58 136V138H61L60 140L59 139H56V140H53V141H47L48 140V138L46 139V137L44 138V136H43V138H42V133L45 131V127L44 126H41V125H43V124H46L47 125V128H48V126L51 124H48L49 122H47V121H50V122H53V126L52 125H50V128H49V130L50 131H54V130H56L55 129V127L57 128L60 124L58 123V122H60L59 120L61 119L60 117H58V115H55V114H57V112H58V109H57V112L56 111H54L53 112V110H54V108H52V107H50L51 106V104L52 103H50L49 101H51L52 99L54 100V98H51V96H53L54 97V95L56 94V93H63V92H59V91H57V89H61L60 91H62V89L63 88H61V87H59L58 86V88L57 89H51V90H53V92L51 91V90H46L45 89V87L43 88V90L41 89H38V88H41L42 87V85H39V86H37L38 88H35V87H33ZM70 86V85H69ZM73 86V85H72ZM88 86V87H89ZM195 86H197V85H195ZM31 87V86H30ZM131 87V86H130ZM156 87V86H155ZM190 87V86H189ZM27 88V87H26ZM66 88V87H65ZM81 88V87H80ZM141 88V87H140ZM159 87H157V89H158ZM160 88H159V90H160ZM186 88V87H185ZM191 88V87H190ZM190 88H188V89H190ZM195 88V87H194ZM1 89V88H0ZM7 89H9V87H7ZM76 89V90H77ZM193 89V88H192ZM40 90V91H39ZM54 90H56V93L54 94ZM65 90V89H64ZM106 90H108V92H109V90H110V88H106ZM139 90V89H138ZM2 91V90H1ZM6 91V90H5ZM49 91H51V92H49ZM9 92V91H8ZM12 92V91H11ZM44 92H47V94H48V92L49 93H51L52 95H50V94H45ZM107 92V93H108ZM143 92H145V91H143ZM151 92H154V91H152L151 90ZM164 92H165V94H164ZM5 93V92H4ZM67 93V92H66ZM154 93H156V92H154ZM40 94H42V96H40ZM64 94V93H63ZM118 94H120V93H118ZM141 94V93H140ZM194 94V95H193ZM6 95V94H5ZM13 95V94H12ZM30 95V96H29ZM43 95H45V96H43ZM47 95V96H46ZM88 95V96H87ZM108 95L110 96V92L108 93ZM122 95V94H121ZM157 95V94H156ZM174 95H176V96H174ZM0 96H3V95H0ZM35 96H36V98H35ZM39 96H40V99H39ZM57 96V94L55 95V97ZM103 96L102 97H100V99L101 98H103ZM107 96V95H106ZM159 96V95H158ZM173 96V97H172ZM4 97H6L7 98V96H4ZM29 97V98H28ZM38 97V98H37ZM62 97V96H61ZM60 97V98H61ZM67 97V96H66ZM69 97V96H68ZM82 97V98H83ZM91 97V96H90ZM161 97V96H160ZM13 98V97H12ZM50 98H51V100H50ZM106 98H109V97H106ZM157 98V97H156ZM175 100H174V99ZM4 99V98H3ZM7 99H9V98H7ZM18 99V100H19ZM49 99V100H48ZM63 99H65V98H63ZM87 99H85V100H87ZM94 101H93V100ZM104 100H105V98H103ZM155 99V98H154ZM171 99V100H170ZM173 99V100H172ZM199 100V101H197V100ZM5 100V99H4ZM9 100H12V99H9ZM17 99H15V101H16ZM43 100H45V101H43ZM48 100V101H47ZM91 100V101H90ZM104 100H100V101H104ZM107 100V99H106ZM157 100V99H156ZM187 100V101H186ZM215 100V99H214ZM3 100L1 99V101L0 102H2ZM61 101V100H60ZM59 101V102H60ZM173 101H175V102H173ZM179 101V100H178ZM3 102H5V101H3ZM14 102V101H13ZM52 102V101H51ZM71 102V101H70ZM105 102V101H104ZM155 102V101H154ZM158 102L159 101H157V104H158ZM5 103H12L11 101H9V102H5ZM15 103V102H14ZM103 103V102H102ZM106 103H108V101L106 102ZM178 103V102H177ZM188 103V104H189ZM203 103V102H202ZM63 104H65V103H63ZM69 104V103H68ZM72 104V103H71ZM109 104V103H108ZM160 104H163V103H160ZM0 105H3V106H5L6 104H0ZM8 105V104H7ZM11 105V104H10ZM12 105H14V104H12ZM67 105V104H66ZM166 105H169L168 103H166ZM173 105H176L175 107H171V106H173ZM15 106V105H14ZM73 106V105H72ZM86 106H88V105H86ZM160 106V105H159ZM1 107V106H0ZM114 107H115V105H114ZM114 107H112V108H114ZM154 107H158L156 104H155V106ZM162 107V106H161ZM161 107H159V108H161ZM171 107V108H170ZM187 107V106H186ZM75 108V107H74ZM87 108V114H85L86 116H88L89 117V115L91 114V117L96 113V110H95V113H94V110H92L93 112L92 113H94L93 115H92V113H91V111H88L89 110V107H86ZM98 108V107H97ZM108 108V107H107ZM163 108V107H162ZM181 108V107H180ZM193 108H192V110H193ZM3 109V108H2ZM10 109V110H11ZM13 109H15V110H13ZM53 109V110H52ZM156 109V108H155ZM154 109V110H155ZM178 109V110H177ZM184 109V108H183ZM196 109H198V108H195V110ZM200 109V108H199ZM204 109V108H203ZM203 109H201V110H203ZM9 110V109H8ZM69 110V109H68ZM74 110V109H73ZM99 109H97V111H98ZM101 110H103V109H101ZM143 110V109H142ZM211 110V109H210ZM209 110V111H210ZM100 111V110H99ZM104 111V110H103ZM115 111H116V109H115ZM146 111V110H145ZM152 111V110H151ZM161 111H163V110H161ZM194 111V110H193ZM198 111V110H197ZM56 112V113H55ZM60 112V111H59ZM107 112H110V111H107ZM143 112V111H142ZM11 113V112H10ZM24 113V114H23ZM27 113V114H26ZM116 113V112H115ZM118 113V112H117ZM124 113V112H123ZM157 113V112H156ZM167 113V112H166ZM193 113H195V112H193ZM197 113V112H196ZM201 113V112H200ZM22 115V118L19 116V115ZM69 114V113H68ZM76 114V113H75ZM97 114V113H96ZM109 114V113H108ZM108 114H106L107 116H108ZM113 114V113H112ZM158 114H160V113H158ZM213 114V113H212ZM26 116V117H24L23 118V116ZM77 115V114H76ZM123 115V114H122ZM80 116V115H79ZM95 116H97V115H95ZM100 117H101V115H99ZM98 116V117H99ZM106 116V117H107ZM151 116H153L152 114H151ZM155 116H157V114L155 115ZM160 116V115H159ZM197 116V115H196ZM66 117V116H65ZM72 117V116H71ZM103 117H104V115H103ZM103 117H101V118H103ZM121 117V116H120ZM150 117V116H149ZM161 117V116H160ZM163 118H164V115L162 116ZM198 117V116H197ZM3 118V117H2ZM14 118V117H13ZM28 120V121H25L26 119ZM82 118V117H81ZM90 118V117H89ZM94 118V117H93ZM93 118L91 119V120H93ZM115 118H117V117H115ZM153 118V117H152ZM152 118H150V119H152ZM165 118V119H166ZM180 118L181 119H183V121H181L180 120ZM192 118V117H191ZM30 119V120H29ZM64 118H62V120H63ZM80 119V118H79ZM85 118H83V120H84ZM88 119V118H87ZM96 119V118H95ZM109 119V118H108ZM114 119V118H113ZM155 119H157L156 117H155ZM162 119V118H161ZM165 119L162 121V123L165 121ZM61 120V121H62ZM76 121H77V119H75ZM98 120V119H97ZM99 120H101V119H99ZM148 120V119H147ZM158 120V119H157ZM167 120V119H166ZM195 120V121H194ZM14 121H15V119H14ZM21 121L23 122V121H25V123H21ZM45 121H46V123H45ZM56 121H58L57 123H54V122H56ZM89 121H90V119H89ZM103 121L104 120H102V123L101 124H104L103 123ZM108 121V120H107ZM160 121V120H159ZM82 122V121H81ZM84 122V121H83ZM94 122V121H93ZM97 122V121H96ZM96 122H94V123H96ZM151 122V121H150ZM157 122V121H156ZM167 122V123H168ZM182 124H181V123ZM209 122V121H208ZM246 122V121H245ZM76 123V122H75ZM100 123V122H99ZM165 123V122H164ZM180 123V124H179ZM13 124V123H12ZM11 124V125H12ZM62 124V123H61ZM101 124H100V126H101ZM161 124V123H160ZM243 124V123H242ZM241 124V125H242ZM54 125H56V126H54ZM82 125H85V124H82ZM97 125V124H96ZM114 125V124H113ZM120 125V124H119ZM178 125H180V127L178 126ZM181 125H182V128H181ZM244 125V124H243ZM8 126V125H7ZM52 126V127H51ZM150 126V125H149ZM153 126V125H152ZM168 126H167V128H168ZM10 127V130L12 129V127H15V129L16 128H18L19 126H16V125H13V126H9ZM85 127V126H84ZM101 127H103V125L101 126ZM113 127V126H112ZM158 127V126H157ZM221 127V126H220ZM237 127V126H236ZM240 127V126H239ZM33 128L35 129V130H33ZM77 128V127H76ZM116 128H119V127H117L116 126ZM116 128H115V130H116ZM128 128V127H127ZM126 128V129H127ZM151 128V127H150ZM162 128V127H161ZM166 128V129H167ZM182 129V131L180 132V130ZM9 128H6V130H8ZM63 129V128H62ZM112 129V128H111ZM143 129V128H142ZM151 129H153V128H151ZM217 129V128H216ZM6 130L4 131V133L6 132ZM88 130H94L93 132L92 131H88ZM112 130H114V129H112ZM29 131V132H30ZM62 131V130H61ZM86 131V132H85ZM127 131V130H126ZM203 132V133H201V132ZM27 132V131H26ZM67 132V131H66ZM102 132H107L106 130L105 131H102ZM115 132V131H114ZM182 133L181 135H179L178 133ZM208 132V131H207ZM210 132V131H209ZM99 133V134H98ZM112 133V132H111ZM119 133V132H118ZM121 133L122 134H124V132H122L121 131ZM127 133V132H126ZM148 133H150V132H148ZM22 134V133H21ZM66 134H68V135H66ZM116 134V133H115ZM114 134V135H115ZM202 134V135H201ZM10 135V134H9ZM12 135V134H11ZM26 135V134H25ZM66 135V136H65ZM103 135H106V134H103ZM108 135V134H107ZM154 135V134H153ZM179 135V136H178ZM189 135V138H187V139H184V136L185 137H187V136ZM3 136V134L0 136V137H2ZM8 136V135H7ZM27 136V135H26ZM61 136V137H60ZM183 136V137H182ZM215 136V135H214ZM101 137H102V135H101ZM108 137V136H107ZM118 137V136H117ZM129 137V136H128ZM150 137H152V136H150ZM171 137V136H170ZM182 137V138H181ZM208 137V136H207ZM3 138H5V135L3 136ZM96 138V139H95ZM106 138V137H105ZM127 138V137H126ZM155 138V137H154ZM173 138V137H172ZM38 139V140H37ZM53 139H55L54 137H53ZM171 139V138H170ZM213 139H215V138H213ZM57 140H59V141H57ZM96 140V141H95ZM124 140H126V139H124ZM149 140V139H148ZM197 140V139H196ZM7 141V140H6ZM33 141V140H32ZM166 141H168V140H166ZM200 140H198V142H199ZM2 142L3 141H1V139H0V152H1V154L0 155H3L2 157H6V158H3V159H8L7 157H10V156H5L4 154H6V153H8V155H10L11 153L10 152H12V151H7V149L9 150V145H7V144H5V143H8V142H3V144H5V145H3L2 144ZM190 142H192V141H190ZM201 142H202V140H201ZM213 142H214V140H213ZM106 143V142H105ZM125 143V142H124ZM129 143V142H128ZM171 143H173V142H171ZM185 143V142H184ZM193 143V142H192ZM98 144H101V143H98ZM97 144V145H98ZM187 144H189V143H187ZM199 144V143H198ZM90 145V146H89ZM123 145V146H122ZM191 145V144H190ZM194 145V144H193ZM213 145H215V144H213ZM101 146V145H100ZM99 146V147H100ZM107 146V147H108ZM167 146V145H166ZM171 147H175V146H172V145H170ZM195 146V145H194ZM264 146V145H263ZM6 147H8V148H6ZM99 147L97 148V149H99ZM132 147V146H131ZM131 147H129V148H131ZM84 148H86L85 150H88L87 151V153L85 152V153H80V151H82V149H84ZM101 148V147H100ZM117 148V149H116ZM167 148V147H166ZM214 148H215V146H214ZM94 149H96V147H94ZM121 149H122V151H121ZM171 148H169L168 150H170ZM179 149V150H178ZM263 149V148H262ZM261 149V150H262ZM63 152L62 154L63 155H61L60 153L61 152ZM96 150H94V152H95ZM117 151H121V153H125L126 155H127V157L126 156H124V157H121V156H123L122 154H119ZM155 151V150H154ZM208 151V150H207ZM41 152V153H40ZM132 152V151H131ZM165 152V151H164ZM89 153L91 154V156H89ZM38 154V155H39ZM59 154V155H58ZM119 154V155H118ZM169 153H167V155H168ZM171 154V153H170ZM186 154H188V153H186ZM258 154V153H257ZM7 155V154H6ZM44 155H46V156H44ZM132 155V156H131ZM210 155V154H209ZM87 156H89L88 157V159L90 160V161H92L91 159H93V160H96L94 163H92V166L90 167V166H86L85 167V169H84V171L82 172L81 170H80V168H79V165L80 164H82L83 162H85V160H86V158H87ZM193 156V155H192ZM259 156V155H258ZM1 157V158H2ZM12 157V156H11ZM47 157V158H46ZM91 157H94V158H91ZM117 157V158H116ZM120 159H122V158H128V159H122V160H120ZM188 156L186 155V158H187ZM39 158H41V155H40V157ZM91 158V159H90ZM135 157H133V159H134ZM171 158V157H170ZM261 158H264V157H261ZM12 159L13 158H10V160L12 161ZM42 159V158H41ZM42 160L43 161V164H44V161L45 160ZM97 159H99V160H101V161H97ZM131 159V158H130ZM133 159H132V161H133ZM189 159V158H188ZM193 159V158H192ZM89 160H88V162H89ZM121 162H120V161ZM172 160V159H171ZM256 160V159H255ZM4 162H5V160H3ZM14 161V160H13ZM42 161H40V163L42 162ZM47 161V162H48ZM139 161H142V160H139ZM181 161V160H180ZM194 161V160H193ZM6 162H8V161H6ZM46 162V161H45ZM51 162V161H50ZM49 162V163H50ZM59 162V161H58ZM104 163V165H102L103 163ZM203 162V161H202ZM238 162V161H237ZM255 162H258V160L257 161H255ZM9 163V162H8ZM101 163V164H100ZM169 163V162H168ZM258 163H261L260 161L258 162ZM58 164V163H57ZM130 164V163H129ZM128 164V165H129ZM170 164V166L172 165L171 163H169ZM192 164V163H191ZM202 164V163H201ZM255 164V163H254ZM257 164V163H256ZM255 164V165H256ZM6 165H7V163H6ZM12 165H14V164H12ZM35 165H38V164H35ZM50 165H52L51 163H50ZM56 165V164H55ZM261 165V164H260ZM8 166H10V165H8ZM39 166V165H38ZM126 166H127V164H126ZM138 166V165H137ZM173 166V165H172ZM199 166V165H198ZM201 166V165H200ZM199 166V167H200ZM262 166V165H261ZM261 166L259 167V169H261ZM144 167H146V166H144ZM174 167H176V166H174ZM256 167V166H255ZM57 168V169H56ZM183 168V167H182ZM191 168V167H190ZM41 169H42V167L41 168H39V171H41ZM126 169V168H125ZM193 169V168H192ZM195 169V168H194ZM37 170H38V167H37ZM179 170V169H178ZM264 170V169H263ZM39 171H37V172H35V173H38ZM42 171H43V169H42ZM42 171H41V173L39 172L38 174H39V176L36 178V180H35V182H36V184H37V187L38 188H40V189H42V188H44L43 187V185H45V186H47L46 184H49L48 182H52V181H48V179H46L45 177H43V176H46L47 177V175H44V174H46L45 172H44V174L42 173ZM53 171V172H52ZM56 171V172H55ZM149 171V170H148ZM160 171H162V170H160ZM164 171V170H163ZM54 172H55V174H54ZM179 172H181V171H179ZM183 172H185V171H183ZM226 172V171H225ZM256 172V171H255ZM258 172V171H257ZM263 172V171H262ZM134 173V172H133ZM162 173V172H161ZM182 173V172H181ZM180 173V174H181ZM199 173V172H198ZM40 174H43V175H40ZM130 174V173H129ZM165 174H167V173H165ZM186 174V173H185ZM189 174V173H188ZM196 174V173H195ZM234 173H232V175H233ZM190 175H192V173L190 174ZM256 174H254V176H255ZM262 175V174H261ZM131 176H133L134 178L133 179H131L132 177ZM162 176V175H161ZM164 176V175H163ZM263 176V175H262ZM138 177V176H137ZM185 177V176H184ZM29 178V177H28ZM139 178V177H138ZM141 178V177H140ZM139 178V179H140ZM159 177H157V179H158ZM163 178V177H162ZM165 178V177H164ZM169 178V177H168ZM167 178V179H168ZM177 178H179V176H178V174H177ZM200 178V177H199ZM26 179V178H25ZM44 179H46L45 181H47L45 184H44ZM170 179V178H169ZM168 179V180H169ZM193 179V178H192ZM261 179H263V178H261ZM57 180H54V181H57ZM125 180H128V181H125ZM161 180H163V179H161ZM27 181H28V179H27ZM30 181H33L31 178H30ZM29 181V182H30ZM185 181V180H184ZM235 181V180H234ZM262 181V183H263V181L264 180H261ZM29 182H27V183H29ZM34 182V183H35ZM126 182H129V183H126ZM169 182V181H168ZM167 182V183H168ZM187 182V181H186ZM190 182V181H189ZM195 182V181H194ZM258 182V181H257ZM257 182H255V183H257ZM33 183V182H32ZM34 183H33V185H34ZM53 183H55V182H53ZM136 183H138V184H136ZM147 183V182H146ZM230 183H233V180H232V178H231V181H230ZM25 184L26 183H23V185L25 186ZM66 184H67V186H66ZM73 184V185H72ZM139 184H141V185H139ZM169 184V183H168ZM174 184V183H173ZM57 185H58V183H57ZM62 185H60L59 184V186L60 187H62ZM131 185V186H130ZM181 185V184H180ZM194 185V184H193ZM229 185H231V184H229ZM32 186V185H31ZM56 186V185H55ZM58 186V187H59ZM130 186V187H129ZM233 185H231V187H232ZM253 186H256V185H253ZM262 186V185H261ZM28 187V186H27ZM32 187H36L35 185L34 186H32ZM32 187H30L32 190L30 191L31 192V194L30 195H33L32 193H34V195L37 193L36 191H35V189H33ZM49 187V186H48ZM59 187V188H60ZM129 187V188H128ZM159 187V186H158ZM193 187V186H192ZM196 187V186H195ZM230 187V186H229ZM234 187V186H233ZM258 187V186H257ZM262 187H264V186H262ZM0 188H1V186H0ZM26 188V187H25ZM44 189H48V188H44ZM61 189V188H60ZM67 189H71L72 190V187L71 188H69V187H67ZM120 189H121V191H120ZM123 189L126 191V192H123ZM134 190L133 192H132V190ZM26 190V189H25ZM37 190V189H36ZM50 190V189H49ZM63 190V189H62ZM71 190H69L68 192L69 193H67V192H65V193H67V195H70L71 193H74L75 194V190H74V192H72ZM131 190V192H129V191ZM199 190V189H198ZM229 190H231V189H229ZM1 191H4V190H2V188H1ZM34 191V192H33ZM161 191H163L164 193H165V190H161ZM176 191V190H175ZM232 192H233V188H232V190H231ZM230 191V192H231ZM253 191H254V189H253ZM256 192H257V190H255ZM254 191V192H255ZM29 192V191H28ZM47 192H49V191H47ZM71 192V193H70ZM77 192V191H76ZM120 192H123V193H120ZM182 192V191H181ZM187 192V191H186ZM253 192V193H254ZM256 192H255V194H256ZM64 193V194H65ZM122 194V195H119V194ZM176 193V195H177V192H175ZM174 193V194H175ZM182 193H185V192H182ZM237 193V192H236ZM1 194V193H0ZM48 194V193H47ZM51 194V193H50ZM62 194V193H61ZM77 194V193H76ZM125 194V195H124ZM173 194V193H172ZM186 194V193H185ZM184 194V195H185ZM2 195H5V194H2ZM37 195H38V193H37ZM49 195V194H48ZM82 195V196H81ZM165 195V194H164ZM164 195L162 194V197H164ZM187 195V194H186ZM262 195V194H261ZM12 196V195H11ZM51 196V195H50ZM80 196V197H79ZM166 196H167V194H166ZM256 196V195H255ZM4 197H6V196H4ZM27 197V196H26ZM30 197H32V196H30ZM34 197H36V196H34ZM176 197V196H175ZM180 197V196H179ZM181 197H183V196H181ZM60 198V197H59ZM172 198V197H171ZM257 198H260L259 196L257 197ZM9 199H13V198H9ZM34 199H36V198H34ZM33 199V200H34ZM163 199V198H162ZM173 199V198H172ZM196 199V198H195ZM27 200V199H26ZM31 200V199H30ZM29 200V201H30ZM32 200V201H33ZM37 200V199H36ZM61 200H63V201H61ZM258 200V199H257ZM263 200V199H262ZM10 201H13V200H10ZM28 201V202H29ZM66 203H65V202ZM126 201H128V203L129 202H131V201H134V202H132L133 204H130L131 205V208H129L128 207V205H127V202ZM163 201V200H162ZM173 201V200H172ZM191 201V200H190ZM230 201H232V200H230ZM256 201V200H255ZM259 201H260V199H259ZM115 203V202H117V204H119V205H116V204H114V206H116V207H114L113 206V203ZM258 202V201H257ZM263 201H261V203H262ZM15 203H17V202H15ZM31 203H33V202H31L30 201V204ZM40 203H41V201H40ZM56 203V202H55ZM120 203H125V204H122V206L124 205V206H126V207H128V209H124L125 211L127 210H132V208L133 209H135L134 210V212H133V210H132V213H135L136 212V210H139V211H143V213L145 214V215H143V217H145L146 216V218H145V221L146 222H148V224H146V223H142V224H140L141 223V221H139L140 223H137L138 221L135 219L136 217L135 216H137V215H135V214H132V213H130L129 211L128 212H125V211H123V212H125L126 213V215H128V217H129V219L127 218V216L126 215H124V214H122V215H124V216H126V218H124V219H126L125 221H127V219H128V221L127 222H124V220L123 219H121V218H119L120 220H122V224H120L121 225V227H123V228H120L119 226H118V223H116V225H117V227H119V229L118 228H116L115 227V223L113 224V226L111 225L112 223H111V219L109 220V218H108V214H106L107 212L110 214H113V211L116 213V212H118V209H119V207H120ZM160 203H162V202H160ZM180 203V202H179ZM178 203V204H179ZM183 203V202H182ZM230 203V202H229ZM260 203V204H261ZM29 204V206H31ZM106 204H107V206H108V204H112L111 205V208H105L106 207ZM195 204V203H194ZM4 205V204H3ZM8 205V204H7ZM37 205V204H36ZM58 205V204H57ZM129 205V206H130ZM258 205H259V203H258ZM261 205H263V204H261ZM13 206V205H12ZM25 206V205H24ZM23 206V207H24ZM26 206H28V205H26ZM35 206V205H34ZM60 206V205H59ZM59 206H57V207H59ZM133 206V207H132ZM178 206V205H177ZM179 206H180V204H179ZM264 206V205H263ZM13 207H16V205L15 206H13ZM17 207H18V205H17ZM118 207V208H117ZM165 207V206H164ZM171 207V206H170ZM180 207H182V206H180ZM186 207V206H185ZM27 209H29L28 207H26ZM36 208V207H35ZM60 208H61V206H60ZM115 208H117V210L115 209ZM173 208V207H172ZM234 208V207H233ZM244 208V207H243ZM105 209H108L107 211L105 210ZM112 209H114V210H112ZM255 209V208H254ZM44 210H46V209H44ZM109 210H111L112 212H109ZM120 210V209H119ZM161 210V209H160ZM171 210V209H170ZM179 210V209H178ZM18 211H20V210H18ZM37 211V210H36ZM62 211V212H63ZM139 211H137V212H139ZM169 211V210H168ZM232 211H234V210H232ZM247 211V210H246ZM245 211V212H246ZM263 211V210H262ZM27 212H29V211H27ZM48 212V211H47ZM61 212V213H62ZM66 212V213H67ZM106 212V213H105ZM136 212V213H137ZM242 212H243V210H242ZM20 213H21V211H20ZM43 213V212H42ZM118 213H120V212H118ZM233 213V212H232ZM24 214V213H23ZM22 214V215H23ZM29 214V213H28ZM67 214V216H69ZM117 214V213H116ZM132 214V215H131ZM27 215V214H26ZM42 215H44V214H42ZM66 215V214H65ZM106 215V216H105ZM151 215V216H150ZM231 215V214H230ZM236 214H234L233 216H235ZM50 217H51V215H49ZM110 216V215H109ZM130 216H132L131 218L132 219H130ZM140 216H141V214H140ZM232 216V215H231ZM238 216V215H237ZM249 216V215H248ZM262 216V215H261ZM27 217V216H26ZM73 217V218H72ZM105 217H107L108 219L107 220H109L110 221V223L111 224H108L107 223V225L104 223L105 222V220H106V218ZM122 217V216H121ZM250 217V216H249ZM255 217V216H254ZM69 218V217H68ZM123 218V217H122ZM133 218H134V220H136L135 222L136 223H134L133 221ZM154 218V217H153ZM238 218V217H237ZM245 218H246V216H245ZM2 219L3 218H1V221H2ZM51 219V218H50ZM54 219V218H53ZM52 219V220H53ZM118 219V218H117ZM147 219V220H146ZM251 219V218H250ZM257 219V218H256ZM27 220H28V218H27ZM49 220V219H48ZM57 220V219H56ZM70 220V218L68 219V221ZM106 220V221H107ZM132 222H131V221ZM175 220H176V218H175ZM47 221V220H46ZM51 221V220H50ZM109 221H107V222H109ZM143 221V220H142ZM167 221V220H166ZM245 221H247V220H245ZM251 221V220H250ZM262 221V220H261ZM5 222V221H4ZM37 222V221H36ZM53 222H54V220H53ZM56 222H58V221H56ZM69 222H71V221H69ZM68 222V223H69ZM130 224H129V223ZM202 222V221H201ZM241 222V221H240ZM247 222H249V220L247 221ZM255 222V221H254ZM260 222V221H259ZM263 222V221H262ZM2 222H0V224H1ZM47 223V222H46ZM64 223V222H63ZM126 223H128V224H126ZM203 223V222H202ZM209 223H211V222H209ZM250 223V222H249ZM6 224H7V222H6ZM43 224H45V221H44V223ZM52 224V223H51ZM124 224H126L125 226H124ZM140 224V225H139ZM145 224V225H144ZM153 224V225H152ZM53 225V224H52ZM51 225V226H52ZM143 225L145 226V227H143ZM149 225H152L151 226V228L149 227V228H147L146 226H149ZM243 225H245V224H243ZM249 225V224H248ZM3 226V225H2ZM138 226H142V228H140V229H142V230H140L139 229V227ZM209 226V225H208ZM213 226V224L210 226V228ZM7 227V226H6ZM45 227H46V225H45ZM45 227H44V229H45ZM49 227V226H48ZM214 227V226H213ZM125 228V229H124ZM11 229V228H10ZM120 229H123L124 231H121ZM155 229V230H154ZM215 229V228H214ZM2 230V229H1ZM246 230V229H245ZM49 230H46V232H48ZM56 231V230H55ZM58 231H59V228H58ZM201 231H203V230H201ZM206 231V230H205ZM210 231V230H209ZM2 232H4V231H2ZM7 232H8V230H7ZM61 232V231H60ZM71 232H74V231H71ZM123 234H122V233ZM153 232H154V235H155V238H154V236H153ZM156 232V233H155ZM213 234H214V230H213V232H212ZM1 234V233H0ZM4 234V233H3ZM2 234V235H3ZM46 234V233H45ZM51 234H53V232H51L50 231V233H49V236L51 237H53L54 235H51ZM65 234H67V233H65ZM121 234V235H120ZM133 234H134V236H133ZM167 234V233H166ZM207 234V233H206ZM160 235V234H159ZM216 235V234H215ZM215 235H213V236H215ZM4 236V235H3ZM2 236V237H3ZM49 236H44V239H45V237H49ZM129 236V237H130ZM168 236V235H167ZM166 236V237H167ZM206 236V235H205ZM205 236H202L201 235V237H205ZM235 236V235H234ZM7 237V236H6ZM74 237V236H73ZM160 237V236H159ZM138 238V239H137ZM1 239V238H0ZM4 240L5 239H9V241L11 240L9 237L8 238H5V236H4V238H3ZM3 239H1V240H3ZM50 239H52V238H47V241L46 242H51V241H53V240H50ZM65 239V238H64ZM154 239H160V240H154ZM194 239V238H193ZM202 239V238H201ZM252 239V238H251ZM0 240V242H2ZM49 240V241H48ZM69 240V239H68ZM195 240V239H194ZM198 241L200 240V239H197ZM203 240V239H202ZM6 241V240H5ZM2 242L1 244H0V247L2 248V249H4L5 251H7V252H9V244H5V245H3V247H2V244H4V243H8V242ZM66 241V240H65ZM130 241V240H129ZM139 241H136V242H139ZM205 241V240H204ZM211 241H213V240H211ZM229 242H230V240H228ZM14 242V241H13ZM72 242V241H71ZM135 242V243H136ZM140 242H139V244H140ZM202 241L200 240V243H201ZM52 243V242H51ZM67 243V242H66ZM124 243H126L127 245H128V247H126L127 245L126 244H124ZM203 243V242H202ZM233 243V242H232ZM46 244V243H45ZM68 244V243H67ZM72 244V243H71ZM132 244V243H131ZM152 244H154V246L152 245ZM160 244H162V243H160ZM208 244V243H207ZM7 245V246H6ZM12 245V244H11ZM126 245V246H125ZM138 245V244H137ZM197 245H200V244H197ZM197 245H195L196 247H197ZM6 246V247H5ZM17 246V245H16ZM53 246V245H52ZM56 246V245H55ZM133 246H135V245H133ZM160 246V245H159ZM194 246V245H193ZM194 246V247H195ZM251 246V245H250ZM249 246V247H250ZM62 247V246H61ZM140 247V246H139ZM145 247H143L144 249H145ZM157 247V246H156ZM155 247V248H156ZM202 247V246H201ZM241 247H242V245H241ZM244 247V246H243ZM0 248V250H2ZM49 248V247H48ZM47 248V249H48ZM126 248H128L129 249V251H128V249H126ZM159 247H157L156 249H158ZM7 249V250H6ZM72 249V248H71ZM236 249H238V248H236ZM235 249V250H236ZM138 250V249H137ZM146 250V249H145ZM144 250V251H145ZM241 250V249H240ZM4 251V252H5ZM51 251V250H50ZM69 252H67V253H65V254H71V252H70V249L68 250ZM130 251H131V254H129L130 253ZM161 251V250H160ZM237 251H239V250H237ZM1 252V251H0ZM3 252V251H2ZM1 252V253H2ZM3 253V254H9V253ZM58 252V251H57ZM129 252V253H128ZM146 252H148L149 253V251H146ZM232 252V251H231ZM250 252V251H249ZM51 253H52V251H51ZM55 253V252H54ZM142 253H144V252H142ZM230 253V252H229ZM241 253V252H240ZM243 253H245V252H243ZM1 255V256H4V258H5V256H6V258L5 259H3L4 261L2 262V263H4V264H14V263H16L15 261H14V263L13 262H11L10 263V261H12L13 259H11V257L12 256H9L8 258H7V255ZM141 254V253H140ZM237 254H239V252H237ZM133 255H135L136 256V254H133ZM149 255H151V253H149ZM166 255H168V254H166ZM165 255V256H166ZM195 255V254H194ZM242 255V254H241ZM240 255V256H241ZM0 256V257H1ZM137 256H139V255H137ZM145 256H148V254L147 255H145ZM196 256V255H195ZM49 257V256H48ZM70 257V256H69ZM78 257V256H77ZM124 257H126V259L124 258ZM150 256H148V258H149ZM201 257H203V256H201ZM230 257H232V256H230ZM237 257V256H236ZM3 258V257H2ZM135 258H137V257H135ZM142 258V257H141ZM141 258H139L140 260H141ZM168 258V257H167ZM223 258V257H222ZM8 259V260H7ZM11 259V260H10ZM14 259H15V257H14ZM16 259H17V257H16ZM28 259V258H27ZM70 259H72V258H70ZM231 259V258H230ZM242 259V258H241ZM258 259V258H257ZM10 260V261H9ZM135 260H137V259H135ZM194 260V259H193ZM207 260V259H206ZM236 260H240V259H235V262H236ZM1 261V260H0ZM53 261V260H52ZM73 261H75V260H73L72 259V261H70V262H73ZM19 262H20V260H19ZM22 262V261H21ZM47 262H50V261H47ZM68 262V261H67ZM76 262V261H75ZM75 262H74V264H75ZM131 262H134V260L133 261H131ZM136 262V261H135ZM139 262V261H138ZM147 262V261H146ZM223 262V261H222ZM239 262V261H238ZM128 263H129V261H128ZM178 263V262H177ZM240 263V262H239ZM239 263H237V264H239ZM257 263V262H256ZM69 264H71V263H69ZM243 264V263H242Z\"/></svg>",
  "mask_w": 264,
  "mask_h": 264
}]
</instances>
